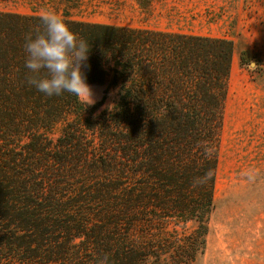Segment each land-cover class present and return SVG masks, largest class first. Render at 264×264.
<instances>
[{"label":"trees","instance_id":"16d2710c","mask_svg":"<svg viewBox=\"0 0 264 264\" xmlns=\"http://www.w3.org/2000/svg\"><path fill=\"white\" fill-rule=\"evenodd\" d=\"M136 1L147 9L154 0ZM40 15L0 11V255L60 264L92 249L97 264L105 257L107 264H196L214 210L237 45L65 11L60 16L89 45L87 82L106 87L102 101L87 105L27 84L24 43L41 27ZM112 94L113 109L100 111ZM81 172L114 176L102 198L112 203L107 222L90 226L73 214L89 198L65 200L54 184Z\"/></svg>","mask_w":264,"mask_h":264},{"label":"rangeland","instance_id":"374dc122","mask_svg":"<svg viewBox=\"0 0 264 264\" xmlns=\"http://www.w3.org/2000/svg\"><path fill=\"white\" fill-rule=\"evenodd\" d=\"M45 10L59 15L70 11L100 23L234 41L238 52L232 62L223 112L214 210L206 250L196 264H264V0H154L147 9H141L136 0H0V11L41 14ZM242 51L247 52L245 62L240 58ZM91 86L95 102L88 104L80 98L87 105L102 101L106 89ZM117 101L115 94L110 95L100 111L112 110ZM113 177L108 173H69L54 184L64 190L65 200L89 198L79 201L72 213L83 215L93 226L108 221L112 203L102 198L112 192L107 187L113 184ZM94 255L91 249L79 259L69 258L60 264H97L99 258ZM26 262L15 254L0 255V264Z\"/></svg>","mask_w":264,"mask_h":264},{"label":"clouds","instance_id":"9594fccd","mask_svg":"<svg viewBox=\"0 0 264 264\" xmlns=\"http://www.w3.org/2000/svg\"><path fill=\"white\" fill-rule=\"evenodd\" d=\"M39 21L41 27L29 34L24 43L27 84L47 97L69 93L88 104L94 103L93 88L83 70L88 59V42L54 11H43ZM100 264H107V257Z\"/></svg>","mask_w":264,"mask_h":264}]
</instances>
